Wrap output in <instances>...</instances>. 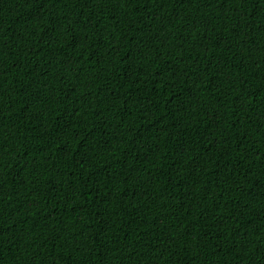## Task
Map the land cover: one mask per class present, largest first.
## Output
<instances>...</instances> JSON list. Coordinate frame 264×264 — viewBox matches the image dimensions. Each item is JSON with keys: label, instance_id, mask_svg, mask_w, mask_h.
Here are the masks:
<instances>
[{"label": "trees", "instance_id": "16d2710c", "mask_svg": "<svg viewBox=\"0 0 264 264\" xmlns=\"http://www.w3.org/2000/svg\"><path fill=\"white\" fill-rule=\"evenodd\" d=\"M0 264H264V0H0Z\"/></svg>", "mask_w": 264, "mask_h": 264}]
</instances>
